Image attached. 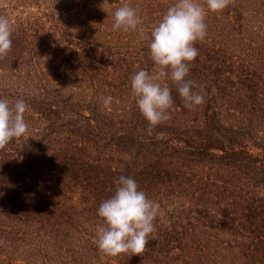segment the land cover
<instances>
[{"label": "trees", "instance_id": "1", "mask_svg": "<svg viewBox=\"0 0 264 264\" xmlns=\"http://www.w3.org/2000/svg\"><path fill=\"white\" fill-rule=\"evenodd\" d=\"M173 3L0 0V98L28 106L0 147V264H46L52 246L81 264H264V0L207 13L187 77L204 101L186 107L163 80L170 118L148 132L130 79L155 71L148 36ZM124 4L141 22L113 30ZM121 175L159 210L142 252L107 256L96 212Z\"/></svg>", "mask_w": 264, "mask_h": 264}, {"label": "clouds", "instance_id": "2", "mask_svg": "<svg viewBox=\"0 0 264 264\" xmlns=\"http://www.w3.org/2000/svg\"><path fill=\"white\" fill-rule=\"evenodd\" d=\"M227 4L228 0H205V4L199 0H174L152 27L148 53L155 71L140 69L130 79L131 94L148 122V132L170 118L167 110L173 103L171 89L163 80L177 85L186 107L203 103V96L193 90L195 82L187 78L191 63L198 55L195 42L206 36L207 13L223 10ZM140 22L136 9L124 4L113 14L112 28L134 30ZM11 34L10 22L0 16V55L11 49ZM110 102L111 97L104 98L105 106ZM27 108L23 99L12 103L0 98V147L26 132ZM158 210L159 203L149 199L133 178L121 175L115 181L113 194L97 208L96 215L102 220L96 231L97 248L107 256L142 252L148 235L154 230Z\"/></svg>", "mask_w": 264, "mask_h": 264}, {"label": "rangeland", "instance_id": "3", "mask_svg": "<svg viewBox=\"0 0 264 264\" xmlns=\"http://www.w3.org/2000/svg\"><path fill=\"white\" fill-rule=\"evenodd\" d=\"M260 195L262 194H259V196ZM46 248L47 246H45V249ZM40 255L44 256L46 264H81L79 262V259L76 256L75 257L68 256V257L63 258L62 260V258H60L59 255L56 253V250L53 246L46 249V251ZM36 264H40V260H38Z\"/></svg>", "mask_w": 264, "mask_h": 264}]
</instances>
